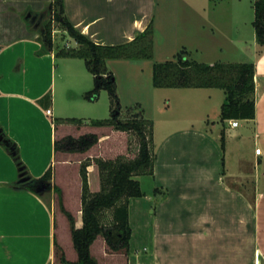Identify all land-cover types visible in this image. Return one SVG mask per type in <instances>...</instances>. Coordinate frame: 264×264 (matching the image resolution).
Segmentation results:
<instances>
[{
    "label": "crops",
    "instance_id": "crops-1",
    "mask_svg": "<svg viewBox=\"0 0 264 264\" xmlns=\"http://www.w3.org/2000/svg\"><path fill=\"white\" fill-rule=\"evenodd\" d=\"M51 1L0 0V134L8 139L0 141V264H61L55 189L60 188L66 202L69 180L61 175L70 177L67 170L83 159H73L77 152L63 146L62 138L77 124L59 119L82 118L84 125L100 119L73 115L71 108L86 101L92 112L100 99L85 97L94 75L84 68V59L39 53L38 24ZM157 7V0H65L69 20L102 44L133 40L154 23ZM219 56L202 62L255 63L256 117L233 118L239 120L233 127L232 118L221 119L223 89L180 87L191 91L194 106L216 101L223 127L211 136L217 122L203 111L207 127L189 130L194 123L186 124L187 130L178 133L181 153L156 155L154 174L138 177L146 196L129 199L132 233L120 264H264V50L260 52L255 32L253 48H245L238 59ZM48 93L51 101L44 98ZM50 167L52 183H44L41 177ZM142 179L148 180L147 189ZM79 218L78 227L82 214Z\"/></svg>",
    "mask_w": 264,
    "mask_h": 264
},
{
    "label": "rangeland",
    "instance_id": "rangeland-1",
    "mask_svg": "<svg viewBox=\"0 0 264 264\" xmlns=\"http://www.w3.org/2000/svg\"><path fill=\"white\" fill-rule=\"evenodd\" d=\"M255 1L157 0L158 7L153 23L155 30L153 57L113 58L109 60L108 66L115 72L117 78L118 94L124 113L122 121L129 116L126 113L128 108L131 109L132 113L139 111L141 115L153 119L156 155H164L172 151L181 153L180 145L182 142L178 139V133L187 130L186 124L189 122L194 123L193 126L192 124L189 126V130H201L207 127V121L201 119L203 111L208 113L207 117L211 121L216 120L217 122V126L210 130L211 136L215 137L217 132L222 129L223 124L220 121V106L217 105L216 101L209 107L204 106L205 108L194 106L196 100L194 96L190 95L191 91L180 87H155L153 83L155 63L174 60L178 58L182 50H185L184 58L198 61H208L218 57V55L224 57L222 59H238L243 55L245 48H253ZM49 17L50 13L47 12L42 18V22ZM54 39L60 47L76 45L68 33H63L58 24L54 27ZM222 47L226 48V56L221 54ZM82 64L87 70L85 60H82ZM66 104L63 100L61 101V105L66 106ZM87 104L86 101H79L77 106H71L73 115L92 118L109 116L110 96L107 91H103L100 99L93 105L96 106V110L89 112L90 109ZM77 126V128H71L70 134L62 138L64 143H68L69 137L76 140H81L83 137L91 139L92 134L103 139L94 143L89 151L87 149L88 152L81 148L75 150L77 153L73 154V159L80 157L83 160L81 163L78 162V167H73L74 170H67L70 172V177L65 174L61 175L64 179L69 180L66 202H63L62 192L60 197V193L55 190L57 194V250L60 254H65L66 259L70 261L78 260L79 257L73 242V229L78 227V220L81 223L79 215L82 214L80 210L82 209L83 184H78V177L82 180V164L91 162L93 165L90 168L94 169L90 173L88 170V173L91 190L95 192L101 188L97 159L114 158L119 155L132 159L137 155L139 148L134 135L120 130L114 125L95 127L96 125L89 123ZM52 180L53 178L45 180L44 183H52ZM147 182L148 180L142 179V186L145 189L148 187ZM45 197L51 203L50 191L46 190ZM80 205L81 207H79ZM109 220L110 218L106 217L103 220L104 224L109 225ZM124 251L126 250H113L104 234L98 235L91 246V254L100 264L124 263L125 257L120 254ZM57 259L58 263L65 264L59 256Z\"/></svg>",
    "mask_w": 264,
    "mask_h": 264
},
{
    "label": "trees",
    "instance_id": "trees-1",
    "mask_svg": "<svg viewBox=\"0 0 264 264\" xmlns=\"http://www.w3.org/2000/svg\"><path fill=\"white\" fill-rule=\"evenodd\" d=\"M255 18L253 21L257 43L260 52L264 50V0L254 3ZM50 17L40 22V54L55 52L57 57H73L85 60L87 69L94 75V86L85 93L88 100L99 99L103 90L110 96V116L92 119L90 123L96 126L114 125L136 138L139 148L137 155L127 159L122 155L114 158H98L101 188L93 192L90 186L88 167L89 163L81 166L82 175V220L80 227L73 229V242L78 251V260H67L65 254L58 252L56 242V257L65 264H100L91 254V246L98 235L104 234L113 250H127L131 238V225L129 218V199L143 197L146 193L141 187V175L154 174L156 159L154 140V121L138 112L129 114L122 121L123 110L118 94L115 73L108 66V60L113 58H152L154 53L155 30L153 21L133 40L121 44H102L93 41L82 33L69 20L65 11V0H52L49 9ZM45 17V16H44ZM59 25L62 30L76 41V45L58 46L54 39V27ZM1 49V46H0ZM182 50L178 58L165 62L155 63L153 83L155 87H216L225 91L226 97L221 107V119H253L256 117V66L253 61H216L213 64L184 58ZM52 100L51 93L44 97ZM59 121L82 125V118L72 117L59 119ZM224 139V138H223ZM222 139V140H223ZM0 141L7 142L4 134H0ZM99 141V136L91 135V139L83 137L76 140L69 137L68 143L63 146L68 150L81 148L86 151ZM224 144V141H222ZM56 141V150L60 149ZM53 178V167L41 177V180ZM32 191L33 186H29ZM60 193L59 187L55 189ZM69 214V213H67ZM71 217V216H70ZM109 217V225L103 220Z\"/></svg>",
    "mask_w": 264,
    "mask_h": 264
},
{
    "label": "built area",
    "instance_id": "built-area-1",
    "mask_svg": "<svg viewBox=\"0 0 264 264\" xmlns=\"http://www.w3.org/2000/svg\"><path fill=\"white\" fill-rule=\"evenodd\" d=\"M47 113H48V114H52V110H51V109H47ZM231 125H232L233 127L238 126V125H239V120H238V119H232V121H231ZM256 152H257V153H261V148H257V149H256Z\"/></svg>",
    "mask_w": 264,
    "mask_h": 264
},
{
    "label": "water",
    "instance_id": "water-1",
    "mask_svg": "<svg viewBox=\"0 0 264 264\" xmlns=\"http://www.w3.org/2000/svg\"><path fill=\"white\" fill-rule=\"evenodd\" d=\"M34 19H36V17Z\"/></svg>",
    "mask_w": 264,
    "mask_h": 264
}]
</instances>
